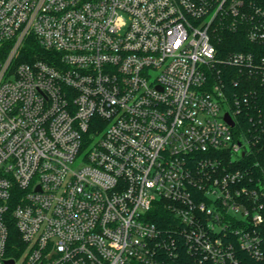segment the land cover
I'll list each match as a JSON object with an SVG mask.
<instances>
[{
    "label": "built area",
    "instance_id": "built-area-1",
    "mask_svg": "<svg viewBox=\"0 0 264 264\" xmlns=\"http://www.w3.org/2000/svg\"><path fill=\"white\" fill-rule=\"evenodd\" d=\"M222 65L264 84V0H0V264L263 260Z\"/></svg>",
    "mask_w": 264,
    "mask_h": 264
},
{
    "label": "trees",
    "instance_id": "trees-1",
    "mask_svg": "<svg viewBox=\"0 0 264 264\" xmlns=\"http://www.w3.org/2000/svg\"><path fill=\"white\" fill-rule=\"evenodd\" d=\"M222 35V40L216 42L219 56L222 58L237 48L235 47L237 41H245L240 34L223 31ZM31 49L35 52L33 48ZM28 58L31 59V57ZM221 67L223 68L221 76L227 86L233 108L236 110L237 130L251 141L253 147L254 154L247 162L259 159L264 165V84L257 77L237 72L235 68L224 65ZM174 216L170 210L162 208L160 214L154 219L165 225ZM13 243L19 245V235L15 230L13 231ZM181 261L182 264H213L209 260H199L189 254H182ZM243 264H264V259L257 260L246 255Z\"/></svg>",
    "mask_w": 264,
    "mask_h": 264
},
{
    "label": "water",
    "instance_id": "water-1",
    "mask_svg": "<svg viewBox=\"0 0 264 264\" xmlns=\"http://www.w3.org/2000/svg\"><path fill=\"white\" fill-rule=\"evenodd\" d=\"M226 119L231 123V125H234V121L230 117L229 113L226 114ZM7 262H10L11 264H14V261L13 260H9Z\"/></svg>",
    "mask_w": 264,
    "mask_h": 264
}]
</instances>
